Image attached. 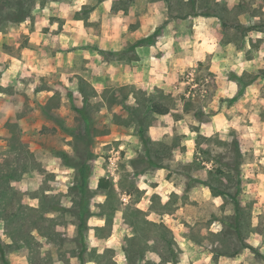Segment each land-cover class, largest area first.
I'll list each match as a JSON object with an SVG mask.
<instances>
[{
    "label": "rangeland",
    "instance_id": "obj_1",
    "mask_svg": "<svg viewBox=\"0 0 264 264\" xmlns=\"http://www.w3.org/2000/svg\"><path fill=\"white\" fill-rule=\"evenodd\" d=\"M34 5L51 14L36 11L45 25L33 41L20 24L2 27L11 37L0 47V264H264L239 238L264 256V75L245 86L264 70V0ZM149 37L134 64L132 45ZM150 101L170 113H150ZM235 138L238 217L229 196L200 183L235 192L203 153L234 164L225 143ZM101 178L117 192L106 208ZM107 216L104 237L96 228Z\"/></svg>",
    "mask_w": 264,
    "mask_h": 264
},
{
    "label": "trees",
    "instance_id": "obj_2",
    "mask_svg": "<svg viewBox=\"0 0 264 264\" xmlns=\"http://www.w3.org/2000/svg\"><path fill=\"white\" fill-rule=\"evenodd\" d=\"M34 1L35 0H0V32H4V30L2 29V27L4 25L7 24H20L23 23L27 20H32L33 19V12H34ZM45 1V0H44ZM47 1V0H46ZM50 1H59V0H50ZM44 4L43 2H41V5ZM197 15V14H195ZM201 16H205V17H216L219 18L218 16H216L215 14L211 13V12H205L203 14H198ZM183 18V17H182ZM221 19V18H219ZM240 29L243 31V33L245 32H249L251 31V28H246V27H240ZM153 38L149 37V38H144V39H140L138 40L135 44L132 45L131 49L132 51H135V49L139 48V47H144L149 45L150 43H152ZM264 75V70L261 72V74H257L252 76V78L250 79V81H248L245 86H249L252 83H254L255 81H257L261 75ZM131 109V108H130ZM150 113L156 114V115H167L170 113V108L163 105L160 102H156V101H150V108H149ZM139 136L140 139L145 147L146 150V156L148 161L153 164L154 161L152 160V154L149 148V143L151 141V138L147 135V132L141 128L139 130ZM226 145H228V147L230 148V150H233L234 152V164L225 161L228 160L226 157L223 158V156L221 157V155L218 156H214V158H212V154L210 151L208 152H203L206 155H208V159L216 162L218 164L217 168H215V170H213L212 172H210L209 174L213 177H217V179H220L222 177H227L229 179H231L233 181V183L236 184V190L235 192H228L226 189H222L219 186H215L213 183L210 182H206V181H201L200 183L206 185L212 192L213 196L215 197H227L229 196L233 202H234V206H235V211L237 213V217L238 215H240L241 213V202L239 200V196L242 192V166H243V162H244V156L241 150V147L238 143V140L235 138L231 141V143H225ZM221 157V158H220ZM153 161V162H152ZM155 166L159 167V168H164V166L162 165H158L155 164ZM80 173V178H81V183H80V189L82 194H85L89 187H88V177L89 175L87 174V167L86 166H82L79 170ZM98 189L99 191L103 192L104 195L107 196V202L102 206L105 207L108 206L110 199H112L115 195H116V190L113 187L112 183L107 180L106 178H101L98 182ZM107 204V205H106ZM119 208V206H118ZM120 210V208H119ZM84 213L86 214L85 210L83 209V216ZM142 213V212H140ZM104 221L106 222V226L105 227H101V228H96L97 231H107V234H104L102 236H107L110 235L112 230H113V226H114V217L113 216H107L105 217ZM238 224V222H237ZM87 223H86V218L80 217V224L78 225L77 229H78V235L80 238H84L85 235V229H86ZM240 236V235H239ZM241 242L243 243V247L249 249L251 252H253L254 254H256L259 257H264L262 254H260V252L253 247L252 245L246 244V242L242 239V237H239ZM162 239H165V241L167 240V236L162 235ZM168 244H172L171 239L167 240ZM170 250L172 249V245H170ZM0 250L1 253L4 255V250L2 248V245L0 243ZM159 255H161V258L163 259V261L170 263L171 261L166 260L165 259V253L162 252L161 250H159ZM84 253L81 252V256L80 259L81 261H84V257H82ZM4 264H7V262L5 260H3ZM172 263V262H171ZM172 264H177V261L174 259Z\"/></svg>",
    "mask_w": 264,
    "mask_h": 264
},
{
    "label": "crops",
    "instance_id": "obj_3",
    "mask_svg": "<svg viewBox=\"0 0 264 264\" xmlns=\"http://www.w3.org/2000/svg\"><path fill=\"white\" fill-rule=\"evenodd\" d=\"M105 3H103L101 5V7L104 5ZM40 9V11H39ZM36 11H38V13L42 14L43 12L47 11L48 15L51 14V9L48 5L44 6V7H38L37 9H35V11L33 12V15L35 16L34 20H27L23 23H20L19 26H17L16 28L17 31H24L22 33H24L25 35H29L31 37L30 42L33 41V35L36 33V31H38L39 28L43 27L45 24L43 23L44 19L40 16L38 17V14L36 15ZM49 22V21H48ZM35 30V32L33 31ZM11 37V34L6 33V32H0V47L3 46L4 43H6ZM143 47L138 48V55H139V61H134V64H138L140 62H142V58L140 57L139 51L142 50ZM106 50H111L109 46L105 47ZM124 73V68L121 69ZM128 70V69H127Z\"/></svg>",
    "mask_w": 264,
    "mask_h": 264
}]
</instances>
